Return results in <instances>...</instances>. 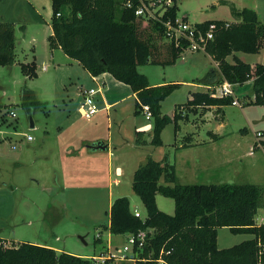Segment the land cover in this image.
<instances>
[{"label":"rangeland","instance_id":"rangeland-1","mask_svg":"<svg viewBox=\"0 0 264 264\" xmlns=\"http://www.w3.org/2000/svg\"><path fill=\"white\" fill-rule=\"evenodd\" d=\"M177 5V16L186 15L189 22L235 21L233 5L257 9L264 23V0H177ZM62 8L68 11V6ZM51 13V0H0V20L14 23L16 37L14 62L0 64V236L6 245L22 241L53 244L89 258L121 249L128 232L109 231L110 204L125 195L132 211L136 208L141 217L146 215L131 183L135 168L147 157L167 159L175 166L180 183L264 184V107L251 102V80L233 87V98L238 97L242 105L226 103L215 113L216 105H184L192 91H211L200 79L217 65L205 50H185L173 63H138L136 69L151 84L180 83L162 99L161 110L172 114L180 104L182 117L177 128L174 122L165 125L161 144L148 140L136 145L135 128L152 123L144 108L135 112L134 96L105 110L106 98L96 94L94 106L99 111L90 117L82 114L80 91L97 87V83L78 78L84 67L66 60L62 50L51 54L56 50L51 51L47 41ZM236 54L249 63L264 62V46L257 52ZM33 59L38 73L28 77L20 63ZM227 59L232 61L231 55ZM43 63L47 69L39 70ZM24 84L34 90L38 106L29 109L22 103ZM105 90L108 94L112 91L109 85ZM257 131L261 135L257 136ZM95 135L108 141L112 153L85 148V138ZM195 138L198 142L181 145ZM74 149H80V154ZM251 149L253 154L248 152ZM117 165L122 168L120 175L115 174ZM113 177L119 182H113ZM159 182L166 183L163 177ZM156 195L157 206L173 213V198L159 192ZM256 215L258 219L264 215V208ZM251 236L219 226L216 241L218 246L227 247ZM132 262L115 257L108 264Z\"/></svg>","mask_w":264,"mask_h":264},{"label":"trees","instance_id":"trees-1","mask_svg":"<svg viewBox=\"0 0 264 264\" xmlns=\"http://www.w3.org/2000/svg\"><path fill=\"white\" fill-rule=\"evenodd\" d=\"M126 0H51L49 45H59L91 74L110 72L116 79L128 83L135 93V112L146 105L150 111L152 129L149 141L162 143L161 131L169 122L179 126L181 105L172 114L163 113L161 101L179 82L151 84L148 77L136 69L138 63H173L184 51L167 33L161 20L136 15ZM62 6H68L63 11ZM238 18L205 19L196 22L206 28L210 22L216 27L205 51L215 60L212 68L200 79L208 85L223 81L243 84L252 80L251 102L264 107V62L254 65L242 60L236 51L257 52L264 46V23L254 8L231 5ZM177 0L167 7L162 19L177 15ZM59 12V14H57ZM15 27L11 21L0 20V64L11 65L15 59ZM231 55L232 61L227 59ZM28 76L37 75L36 61L20 63ZM26 107L40 104L33 89L25 84L20 90ZM233 94L212 95L209 90L192 91L185 106H221L231 103ZM139 132V131H138ZM164 182L160 183L159 178ZM175 166L167 161L147 157L134 170L131 187L146 208L144 217L136 216L129 198L116 197L110 204L108 229L112 233L147 230L146 240L134 264H159V254L168 264H259L264 262V222L255 216L264 208V184L254 182H177ZM168 182H173L172 185ZM174 200V212L167 213L156 203V194ZM228 226L233 232H248L252 237L227 247H218L217 228ZM100 239L99 237H97ZM162 252L160 253V251ZM89 257L56 251L53 247L27 241L6 245L0 236V264H108Z\"/></svg>","mask_w":264,"mask_h":264},{"label":"built area","instance_id":"built-area-1","mask_svg":"<svg viewBox=\"0 0 264 264\" xmlns=\"http://www.w3.org/2000/svg\"><path fill=\"white\" fill-rule=\"evenodd\" d=\"M173 3V0H138V3L134 9V13L139 16H143L146 18H154L157 20H161L165 25L167 33L174 39L176 44H180L184 46L185 50H197L202 49L205 50L207 41L213 38V30L216 25L214 22H210L206 28L198 26L196 22H189L184 17H178L177 15L171 19L166 18L162 19V15L164 11L167 9L169 5ZM126 6L132 5V0H126ZM183 51V52H184ZM233 86L234 84L223 81L220 85H209L208 87L211 89L210 93L212 95H229L233 94ZM102 88V83L99 82L97 87L89 86L85 87L81 90L83 101L80 105V110L85 117L92 116L98 109L94 106V98L95 94L99 92ZM231 104L242 105V102L238 97L232 98ZM144 112L148 117H150V111L146 105L143 106ZM256 135H261L260 131L256 132ZM31 136H28L30 139ZM251 149L249 153H252ZM117 181V180H116ZM134 214L136 216H141L140 212L135 208ZM147 230H151L147 228L146 230H140L137 233L128 232L127 235V243L122 246L121 249L115 248L114 251H108L106 255H92L91 259H100V261H104L107 257L112 258H121V259H129L135 260L139 258V248L142 247L146 240ZM119 253L118 252H121ZM162 250L160 251V253ZM96 262H99L95 260ZM157 261L159 264H168L167 260L159 254L157 257ZM259 264H264L261 262Z\"/></svg>","mask_w":264,"mask_h":264},{"label":"crops","instance_id":"crops-1","mask_svg":"<svg viewBox=\"0 0 264 264\" xmlns=\"http://www.w3.org/2000/svg\"><path fill=\"white\" fill-rule=\"evenodd\" d=\"M253 8V7H252ZM257 10V9H256ZM257 12V11H256ZM258 13V12H257ZM185 16L186 15H183V17L185 18ZM258 16H259V14H258ZM201 21H203V20H201ZM198 22H200V21H198ZM50 29H51V32L49 33V34H51L52 33V27H51V25H50ZM48 34V35H49ZM48 37V36H47ZM47 41H48V39H47ZM53 48H56V50H53ZM53 50V51H52ZM62 50V52L60 53L66 60H70V61H72V62H74V63H76V64H79V65H81L76 59H74V58H72V57H70V56H68L64 51H63V49L59 46V45H56V46H52V48H51V54L52 55H54L55 53H58V51H61ZM50 58H52L51 56H50ZM216 63V62H215ZM250 64H252V65H254V63H250ZM51 65V64H50ZM38 69L40 70V69H47V67H46V63H43L42 65H40L39 67H38ZM37 73H38V70H37ZM103 78V80H101L100 78ZM78 78H81V79H86L87 81H89V82H91V83H93V82H96L97 83V85L99 84V82H101L102 83V88H101V90L99 91V92H97L96 94L98 95V97H102V98H106V101H105V105H104V109L105 110H107L108 109V107L109 106H112V105H114V104H117V103H119L121 100H123L124 98H126V97H128V96H134L135 97V93L132 91V90H127V88L124 86V84L121 82V81H118V80H116L115 79V77L110 73V72H106V71H104V72H102V73H100V74H96V75H93V74H91L88 70H86L85 68H84V71H82L81 70V72H80V75H79V77ZM251 80V79H250ZM252 81V80H251ZM109 82V83H108ZM108 85H109V87L111 88V92L108 94L107 92H106V88L108 87ZM235 86H236V84L233 86L234 87V89H235ZM81 92V91H80ZM95 94V95H96ZM206 107H208L207 105H205ZM98 109V108H97ZM99 111V109L95 112V113H97ZM94 113V114H95ZM148 118H150V117H148ZM151 120V119H150ZM151 129H152V125L149 123L148 125H144L143 127H141V128H135V132H136V139H135V142H136V145H139L140 143H142L143 141H148L149 140V138H150V134H151ZM139 131V132H138ZM262 133V132H261ZM103 137H101V136H93V137H87V138H85V140H87L86 142H85V144H84V146H85V148L86 149H88L89 151H97V150H100V149H106V150H108V153H112L110 150H109V148H110V146H109V143H108V141H105L104 139H102ZM99 140H101L103 143H105L106 144V147L105 148H96V149H94V148H90V146H89V144H91V143H93V142H97V141H99ZM196 142H198V140L195 138L194 139V141H189V142H186V143H183V144H181L182 146H185V145H189V144H192V143H196ZM74 151L75 152H77L78 154H80V152H81V150L80 149H78V150H75L74 149ZM249 152V151H248ZM88 153H92V152H88ZM249 154H253V152L252 153H249ZM122 173V168L120 167V166H116V168H115V174L116 175H120ZM113 182H115V183H118L119 182V179H118V177H113L112 179H111ZM117 180V181H116ZM156 197H157V195H156ZM255 221L259 224V223H262V222H264V215H261V217L258 219L257 218V215L255 216ZM252 236H253V234H252ZM251 236V237H252ZM250 238V237H249ZM45 245H47V246H50V247H53L56 251H58V252H60V251H68L69 253H75V254H80V256H85V257H89V255H83V253H76V252H73V251H69V250H66V249H64V248H60V247H57V246H55V245H53V244H45ZM218 245V244H217ZM218 247H220V246H218ZM132 264H134V262H132Z\"/></svg>","mask_w":264,"mask_h":264},{"label":"water","instance_id":"water-1","mask_svg":"<svg viewBox=\"0 0 264 264\" xmlns=\"http://www.w3.org/2000/svg\"><path fill=\"white\" fill-rule=\"evenodd\" d=\"M29 125L31 127L34 126V122H33V120H32L31 117H30ZM89 146H90V148H94V149H96V148H105L106 147V144L103 143L101 140H99L97 142H93V143L89 144Z\"/></svg>","mask_w":264,"mask_h":264}]
</instances>
